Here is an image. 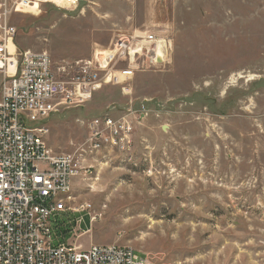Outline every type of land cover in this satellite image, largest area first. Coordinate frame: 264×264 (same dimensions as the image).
<instances>
[{"label": "rangeland", "instance_id": "1", "mask_svg": "<svg viewBox=\"0 0 264 264\" xmlns=\"http://www.w3.org/2000/svg\"><path fill=\"white\" fill-rule=\"evenodd\" d=\"M10 22L17 49L46 52L59 78L119 34L171 39L130 82L144 114L132 157L87 155L73 180L75 205L90 207L67 242L130 246L150 264H264V0H79ZM121 88L47 117L48 147L72 152L89 119L124 112Z\"/></svg>", "mask_w": 264, "mask_h": 264}, {"label": "built area", "instance_id": "2", "mask_svg": "<svg viewBox=\"0 0 264 264\" xmlns=\"http://www.w3.org/2000/svg\"><path fill=\"white\" fill-rule=\"evenodd\" d=\"M78 2L0 0V264H150L130 246L81 248L67 236L76 235L79 219L72 214L90 207L75 205L73 180L85 170L87 155L132 157L135 129L144 114L132 107L130 82L141 67L163 64L171 39L149 28L119 34L109 48L68 64L67 78H59L46 52L17 49L10 18L44 4L68 10ZM110 82L122 86L125 111L89 119L83 144L72 152L48 147L44 120L83 106Z\"/></svg>", "mask_w": 264, "mask_h": 264}, {"label": "bare ground", "instance_id": "3", "mask_svg": "<svg viewBox=\"0 0 264 264\" xmlns=\"http://www.w3.org/2000/svg\"><path fill=\"white\" fill-rule=\"evenodd\" d=\"M159 56H160V53H159Z\"/></svg>", "mask_w": 264, "mask_h": 264}]
</instances>
